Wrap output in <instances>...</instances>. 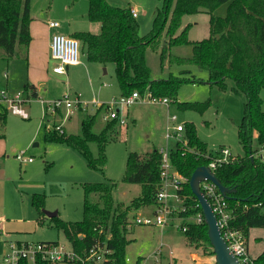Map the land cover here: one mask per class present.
Returning <instances> with one entry per match:
<instances>
[{
	"label": "rangeland",
	"instance_id": "374dc122",
	"mask_svg": "<svg viewBox=\"0 0 264 264\" xmlns=\"http://www.w3.org/2000/svg\"><path fill=\"white\" fill-rule=\"evenodd\" d=\"M116 7L137 9V22L140 36H147L154 26L157 10L162 8L161 0H108ZM228 3L214 13L225 17ZM87 0H31V24L34 38L62 34L74 36L81 33L98 35L100 26L88 18ZM58 23V28L49 27ZM187 26L188 39L193 44L210 37V14L202 11L183 18L180 32ZM80 63L72 66L65 76L52 74L56 64L40 54L29 60L21 54L11 61L0 59V92L15 97L24 90L28 82L37 83L40 91L38 98L24 106L30 119L8 114L5 125H0V254L6 251L5 243H46L68 244L64 233L56 228L54 222L44 211L58 212V217L69 223L83 219V204L86 184L114 182L116 202L129 205L141 194V185L124 182V174L129 153L144 155L154 150L170 148L186 143L190 129H194L198 138L207 144L212 158L218 151L227 148L234 157H243L246 152L239 142L238 127L244 114V96L234 91V82L226 81L221 88L210 82L209 72L201 70L193 63H178L172 59L193 57V45L173 47L161 63V51H146V63L151 70V81L180 80L176 99H170L169 107L138 102L130 107L117 105L119 122L124 124L116 129L106 144L104 153L106 164L101 170L89 166L80 152L65 143L48 142L45 134L48 129L67 136H83L82 122L89 115L97 114L93 128L100 133L110 121L106 119L108 106L119 101L123 95L116 74V66H106L91 62L87 49L79 41ZM43 56V57H42ZM8 73L9 80L4 78ZM148 90V89H147ZM149 93V92H147ZM65 95L74 100L78 96L86 108L71 109L72 114L65 119L66 109L52 111L49 103ZM146 95V93H145ZM142 97V96H141ZM264 111V90L261 92ZM193 105V107L188 106ZM177 116L176 123L170 122ZM184 126V132L174 135L172 128ZM63 126L62 131L57 127ZM171 129L172 138L167 139V129ZM5 135V137L3 136ZM94 159H100L97 143L89 144ZM254 149L259 146L256 141ZM25 152L32 163L22 164L16 156ZM175 190L170 189L169 194ZM34 200H42L43 207L38 209ZM91 201H99L91 196ZM168 224L164 228L131 226L127 235L130 244L126 257L130 264H137L139 258L147 259V264H204L215 260L212 245H191L182 230L183 220L179 217L180 203L171 197ZM155 204L131 210V220L138 214L153 216ZM198 215L194 218L197 219ZM256 234H258L256 236ZM260 237V239H255ZM251 259H256L264 251V229L251 230L248 240ZM173 256H170V253Z\"/></svg>",
	"mask_w": 264,
	"mask_h": 264
},
{
	"label": "trees",
	"instance_id": "16d2710c",
	"mask_svg": "<svg viewBox=\"0 0 264 264\" xmlns=\"http://www.w3.org/2000/svg\"><path fill=\"white\" fill-rule=\"evenodd\" d=\"M78 1V0H74ZM88 18L100 26L98 35L81 33L71 36L81 41L87 49L91 62L106 66L114 64L123 95L138 92L141 96L150 92L156 97L176 99L180 80L151 81V70L146 63L148 48L161 51V63L171 49L192 44L188 39L187 26L181 30L183 18L202 11L210 14V37L193 43V57L189 60L173 58L178 63H193L201 70L209 72L210 82L226 87V81L234 82V91L244 96V114L238 127L239 142L245 150L243 157H234L229 164L218 167L215 175L218 181L232 190L226 201L232 210L231 226L242 230L246 236L251 229H264V162L257 153L264 148V111L261 92L264 90V0H161L162 8L157 10L154 26L147 36H140V25L133 17L131 9L116 7L108 0H87ZM228 3L225 17L214 13ZM31 0H0V59L11 61L21 54L28 59L31 43ZM148 89V90H147ZM24 92L33 98L39 95L35 86L27 84ZM193 107V105H189ZM97 114L89 115L82 122L83 136L60 135L48 129V142L65 143L80 152L89 166L101 170L106 164L104 149L111 135L120 126L119 120H110L100 133L93 131ZM8 113L0 107V125L6 123ZM254 141L259 148L254 149ZM97 143L100 159H94L89 147ZM174 169L187 178L178 191L186 211H180L185 232L191 245H210L208 227L203 220L197 224L196 215H203L198 200L192 193L190 179L200 167L208 166L211 154L207 144L202 142L195 130H189L186 143L170 152ZM161 156L159 150L140 155H128L124 182L141 185V194L129 205L116 202L114 190L117 184L105 182L86 184L83 204V219L69 223L59 217L51 219L62 231L71 248L78 253L88 251L93 245H106L111 251L105 264H128L126 250L130 241L129 222L131 210L156 203L161 184ZM98 196L93 203L91 196ZM38 209L42 200H34ZM111 235L112 239L107 240ZM104 243V244H103ZM211 246V245H210ZM264 264V251L255 260ZM39 264H50L40 262ZM62 264H74L73 262Z\"/></svg>",
	"mask_w": 264,
	"mask_h": 264
},
{
	"label": "built area",
	"instance_id": "2783aa9c",
	"mask_svg": "<svg viewBox=\"0 0 264 264\" xmlns=\"http://www.w3.org/2000/svg\"><path fill=\"white\" fill-rule=\"evenodd\" d=\"M131 13L134 18L138 17L137 9H131ZM51 28H58V23H50ZM80 43L78 40L71 36H65L62 34L53 35L51 40V53L52 58L56 62L53 68V72L57 75H66L67 67L77 66L80 63L79 53ZM5 77L7 75L5 74ZM32 101V96H28L26 92L22 91L15 97H9L5 91L0 92V107H3L8 114L19 116L23 119H29L28 112L24 109V106ZM140 103L164 105L169 107L171 101L168 97H156L150 92L145 96H142L138 92H134L130 96H122L119 101H112L106 106L107 117L109 120H119V110L115 109L117 105L130 107L132 105ZM88 105L83 104L78 96L74 100H71L69 96L65 95L63 98L49 103V108L52 111H61L63 107L66 109L67 119L71 114V109H83ZM100 107H103L101 105ZM170 122L176 123L178 121L177 116H172ZM121 124H124L123 120H120ZM63 126H58L57 130L62 131ZM171 129L168 127L166 138L170 139L173 135L170 133ZM174 135H179L184 132V126L177 125L172 128ZM178 137V136H177ZM185 144V143H184ZM170 148H162L159 150L161 156V184L160 189L156 197L155 211L153 216L138 214L133 220L130 219L129 228L133 225L142 227H159L164 228L168 224L169 206L167 201L169 198L174 197L179 203V211H186L183 206V199L179 196L178 191L182 188L184 182H187V178L179 174L173 167L170 160ZM26 153L21 152L16 156L22 164L32 163V158L25 157ZM257 156L264 162V148L261 149ZM234 156L227 148H222L218 151L217 157L212 158L208 165L211 172L215 173L218 167L225 164H229L233 160ZM175 190L174 194H169L170 189ZM201 191L207 201L209 202L212 211L217 220V226L220 231L221 237L227 244L230 252L238 259L240 264H257L255 259H251L249 256V250L247 245V238L242 230L235 229L231 226V220L233 219L232 210L230 209L226 197L220 192L218 187L209 180H204L200 184ZM205 221L203 215H198L196 223L199 224ZM1 228V222H0ZM184 233L188 230V225H182ZM112 239V236H107V240ZM104 244V243H103ZM6 251L0 254V264H39L40 262H48L50 264H62L73 262L74 264H105L111 251L106 245L95 244L88 251L83 253L75 252L70 245L61 244L57 242L46 243H22V242H10L5 243ZM173 256V253H170ZM130 264L129 260H126ZM147 259L139 258L137 264H147ZM206 264H216L215 260H212Z\"/></svg>",
	"mask_w": 264,
	"mask_h": 264
},
{
	"label": "water",
	"instance_id": "95a60500",
	"mask_svg": "<svg viewBox=\"0 0 264 264\" xmlns=\"http://www.w3.org/2000/svg\"><path fill=\"white\" fill-rule=\"evenodd\" d=\"M204 180H209L214 183L224 197L228 198V195L232 193V190L224 187L217 179L216 175L211 172L208 166H203L198 168L192 175L190 179V187L192 193L198 200L199 206L202 209L205 223L208 227V236L210 243L213 247L215 262L216 264H240L238 259L230 252L224 239L221 237L220 231L217 226L216 217L212 211V208L203 195L200 184ZM44 214L53 219L58 217V212L44 211Z\"/></svg>",
	"mask_w": 264,
	"mask_h": 264
},
{
	"label": "crops",
	"instance_id": "0c3cea01",
	"mask_svg": "<svg viewBox=\"0 0 264 264\" xmlns=\"http://www.w3.org/2000/svg\"><path fill=\"white\" fill-rule=\"evenodd\" d=\"M30 33H31V43H30V46H29V51H30L29 60L30 59H33L35 57V55L39 52L40 54L44 55L45 57H48V59L50 58V60H52L53 62H55L53 60V58H52V53H51V40L52 39L49 38L48 36H39L38 37V40H37L36 38H34V35H33V32H32V27L31 26H30ZM55 65L52 66V74L57 75V74H55L53 72V68H54ZM70 67H72V66L67 67V71L69 70ZM5 74L7 75V77H4V78H6L7 81H8L9 80V75H8V73H5ZM5 74H4V76H5ZM57 76H65V75H57ZM28 84H31V85L35 86V88L37 90V93L40 96L39 87H38L36 81L35 82H28ZM26 94L28 96H31L30 95L31 94L30 92H28V93L26 92ZM32 99H35V98L32 97ZM29 119H30V117H29ZM3 136L5 137V135H3ZM251 230H253V229H251ZM251 230H250V232H251ZM250 232H249L248 237H247V245H248V240H249ZM257 235L258 234H256V236ZM255 239H260V237H255ZM206 263H208V262L205 261L204 264H206Z\"/></svg>",
	"mask_w": 264,
	"mask_h": 264
}]
</instances>
